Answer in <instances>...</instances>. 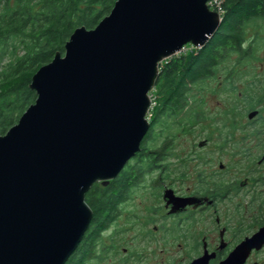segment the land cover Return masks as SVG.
Wrapping results in <instances>:
<instances>
[{"label": "water", "instance_id": "95a60500", "mask_svg": "<svg viewBox=\"0 0 264 264\" xmlns=\"http://www.w3.org/2000/svg\"><path fill=\"white\" fill-rule=\"evenodd\" d=\"M208 2L117 0L95 29H76L64 56L34 75L35 103L0 135V264L67 263L93 217L85 194L140 151L159 64L218 30ZM164 199L173 213L201 204L171 189ZM252 241L263 244V233Z\"/></svg>", "mask_w": 264, "mask_h": 264}, {"label": "trees", "instance_id": "16d2710c", "mask_svg": "<svg viewBox=\"0 0 264 264\" xmlns=\"http://www.w3.org/2000/svg\"><path fill=\"white\" fill-rule=\"evenodd\" d=\"M11 1L14 3L12 8ZM116 1L0 0V6L5 4L0 11V135H5L16 125L28 107L35 103L38 94L31 89V84L38 70L53 61L57 54L64 56L66 44L76 29H95L111 13ZM217 3L215 11L220 13L218 9H221V24L208 42L195 48L196 54L193 49L188 56L186 51L183 52L179 62L172 59L165 66L159 64L155 84L160 87L161 106L155 112L154 120L157 126L164 127L173 114L177 121L165 132L157 149L148 148L152 132L149 128L140 145L139 152L144 155L157 156L159 161L163 159L165 149L170 145L167 141L172 143L181 134L185 120L190 123L196 120L197 116L188 117L184 113L191 105L193 86L213 76L227 47L230 54L237 53L240 58L248 27L264 20V0H219ZM14 39L19 44L10 52L8 44ZM20 46L25 54L17 57ZM251 47L253 51L255 44L251 43ZM9 53H13L15 59L6 63L4 60ZM126 170L123 169L109 185L101 183L100 187L98 182L94 183L85 194V201L93 213L92 227L89 226L83 243L79 244L68 264H89L96 259L95 250L101 233L122 204L120 199L125 198L141 178L131 176ZM106 212L109 214L104 217Z\"/></svg>", "mask_w": 264, "mask_h": 264}, {"label": "rangeland", "instance_id": "374dc122", "mask_svg": "<svg viewBox=\"0 0 264 264\" xmlns=\"http://www.w3.org/2000/svg\"><path fill=\"white\" fill-rule=\"evenodd\" d=\"M4 6L5 4L0 6V11ZM13 6L14 3L11 1L10 7ZM247 31L245 46L255 44L252 56L242 52L241 64H238L239 54H230L228 47L226 51H223L220 65L213 76L193 86L192 94H190L191 105L185 109L184 113L188 117L197 116L196 120L193 119V123L185 120L186 125L183 126L185 129L181 134L172 143L167 141L170 145L165 149L163 159L159 161L157 156L144 155L141 152L138 155L135 154L137 158L131 162L126 171H129L131 176L138 175L141 178L135 183L136 187L130 188L131 191L127 196L120 199L122 204L113 214L111 222L103 230L99 237L100 241L97 242L95 251L98 255L89 264H117L119 258L116 257L122 256L125 249L137 252L152 250L153 245L147 241L145 235L152 227L150 216L163 206L164 185H171L185 192L193 187V182L197 180L196 174L192 175V172L219 171L221 163L226 166L227 171H241L247 165L249 156L252 161L255 160L258 147H255L250 140L244 139L240 128L228 130L230 110L238 107L237 115L240 118L242 116L241 104H244V100L241 95L243 90L240 87L247 81L245 67L247 66L248 69V65L260 62L264 56V20L254 22ZM17 41L16 39L9 41L10 52L15 45L19 44ZM195 48L192 44L186 45L180 53L164 59L160 66L167 65L172 59L179 62L183 52L186 51L188 56ZM12 54H6L7 58L4 60L6 63L15 59ZM24 54L25 50L20 46L17 57ZM159 88L155 84L151 90L152 102L147 115L152 129L147 144L151 149H157L160 146L162 139L165 138L163 136L165 132L177 121H174L172 114L166 126L159 124L157 126L154 114L161 106ZM202 141H207V144L200 148L199 143ZM153 143L156 144L151 145ZM146 153L148 154V151ZM239 157L243 164L239 163ZM111 182L113 180L107 184ZM98 184L101 187L102 184L100 182ZM243 200L244 202L249 200L248 196L246 200L243 197ZM204 201L201 199L200 202ZM108 214V212L104 213V217ZM208 227L209 225L204 226V230Z\"/></svg>", "mask_w": 264, "mask_h": 264}, {"label": "flooded vegetation", "instance_id": "af4514ba", "mask_svg": "<svg viewBox=\"0 0 264 264\" xmlns=\"http://www.w3.org/2000/svg\"><path fill=\"white\" fill-rule=\"evenodd\" d=\"M245 45L244 41L242 50L245 55L250 51L251 57L252 47ZM193 51L196 54L198 50ZM238 64H241V57ZM245 68L247 81L240 87L244 100L242 116L238 117L239 108L233 107L228 114V130L240 128L244 139L258 147L255 160L249 156L241 171H227L221 163L219 171L192 172V175L196 174V183L193 182L194 186L185 192L164 185L163 206L150 216L152 227L145 235L153 245L152 250L125 249L122 256L116 257L119 258L117 264H193L200 259L206 264L204 258L208 259L207 264H223L233 255L232 264H264V243L252 241L260 233L264 236V56L260 62ZM202 142L207 144V141ZM200 143V148L206 146H200ZM135 159H131L124 169ZM239 163L243 164V161ZM169 189L175 198L205 201L173 213V203L167 204L164 199ZM247 196L249 200H246ZM206 225L209 227L204 230Z\"/></svg>", "mask_w": 264, "mask_h": 264}, {"label": "built area", "instance_id": "2783aa9c", "mask_svg": "<svg viewBox=\"0 0 264 264\" xmlns=\"http://www.w3.org/2000/svg\"><path fill=\"white\" fill-rule=\"evenodd\" d=\"M219 0H209V2H208V7H209V9L211 10V11H213V12H216L215 11V5H217V4H219V3H217ZM219 10V12L220 13H217L218 15H219V17L221 18V9H218Z\"/></svg>", "mask_w": 264, "mask_h": 264}, {"label": "clouds", "instance_id": "9594fccd", "mask_svg": "<svg viewBox=\"0 0 264 264\" xmlns=\"http://www.w3.org/2000/svg\"><path fill=\"white\" fill-rule=\"evenodd\" d=\"M220 19H222V18H220ZM220 22H221V20H220ZM196 48H198V47H196ZM151 102H152V101H151ZM148 112H149V110H148ZM147 115H148V113H147ZM146 119H148L147 116H146ZM149 123H150V122H149ZM134 157H135V156H134ZM134 157H133V158H134ZM133 158H132V159H133ZM127 164H128V163H127ZM127 164H126V165H127ZM126 165H125V167H126ZM125 167H124V168H125ZM113 180H114V179H113ZM100 183L103 184V182H100ZM103 185H104V184H103Z\"/></svg>", "mask_w": 264, "mask_h": 264}, {"label": "bare ground", "instance_id": "6f19581e", "mask_svg": "<svg viewBox=\"0 0 264 264\" xmlns=\"http://www.w3.org/2000/svg\"><path fill=\"white\" fill-rule=\"evenodd\" d=\"M151 93V92H150ZM149 96H150V94H149ZM151 99V98H150ZM152 101V100H151Z\"/></svg>", "mask_w": 264, "mask_h": 264}]
</instances>
